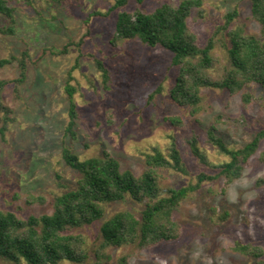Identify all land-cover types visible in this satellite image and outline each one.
Here are the masks:
<instances>
[{
    "label": "rangeland",
    "instance_id": "374dc122",
    "mask_svg": "<svg viewBox=\"0 0 264 264\" xmlns=\"http://www.w3.org/2000/svg\"><path fill=\"white\" fill-rule=\"evenodd\" d=\"M6 1L14 10L15 32L0 34V58H19L27 51L29 59L24 83L17 90L11 84L2 94L3 104L13 111L14 123L4 139L0 136V211L13 212L20 219L50 215L55 197L74 189L78 179L61 157L63 148L80 160L99 157L107 150L122 170L139 176L146 168L145 155L153 148L166 154L175 140L187 175L160 170L161 194L166 196L169 188L195 183L199 173H217L191 156L185 143L188 139L195 136L199 148L216 166L229 158L208 142L210 129L214 128L216 136L234 150L243 148L256 132L264 130V91L252 85L234 95L203 89L201 111L196 116L178 107L170 98L179 72L178 67L171 66V53L151 49L137 40L110 43L118 10L108 11L116 0ZM181 1L145 0L139 4L130 0L125 9L149 13L163 3L176 7ZM234 10L238 17L232 27H241L264 42V32L251 19L249 0H203L202 7L188 18L200 46L224 24L225 14ZM10 25V20L0 15V29ZM216 34L211 52L214 67L209 71L214 79L230 69L228 39L223 31ZM82 38L80 49L69 45ZM95 58L109 70L107 87L95 67ZM77 59L79 65L72 73L71 84L76 88L79 119L75 137L71 138L65 134L69 104L64 85ZM18 78L16 63L0 68V79ZM245 93L252 96L249 104L242 100ZM168 118H179L180 123L173 125ZM261 179L264 140L240 178L231 183L224 177L204 182L182 203L174 213L181 230L177 241L147 249H111L108 253L113 257L128 255L129 264H264V256L259 262L232 249L239 241L264 250V185H257ZM38 198L43 202H36ZM143 208V203L126 197L106 205L103 220L119 211L139 217ZM225 212L228 218L221 220ZM101 223L78 231L86 240L88 263L93 262V250L100 242ZM0 264L14 263L0 259Z\"/></svg>",
    "mask_w": 264,
    "mask_h": 264
},
{
    "label": "trees",
    "instance_id": "16d2710c",
    "mask_svg": "<svg viewBox=\"0 0 264 264\" xmlns=\"http://www.w3.org/2000/svg\"><path fill=\"white\" fill-rule=\"evenodd\" d=\"M130 0H116L108 13L118 10L111 44L124 40H137L151 49L160 48L172 54L171 66L179 72L174 86L170 90L171 100L180 108L189 109L192 116L201 111V91L203 89L225 90L234 95L248 86L264 91V42L253 35L246 34L241 27H232L238 17L236 10L224 16V24L216 33L223 31L228 39L227 58L230 69L214 79L209 71L214 67L211 52L215 47L216 33L204 46H200L196 34L188 25V18L195 9H200L203 0H182L176 7L163 3L152 12L140 9L128 11ZM142 4L145 0H136ZM251 19L264 32V0H249ZM0 15L10 20L8 28H1L0 34L13 35L14 10L6 0H0ZM96 16L100 14L95 13ZM107 15V14H106ZM82 38L78 43L69 45L81 48ZM66 46L63 52L67 51ZM29 53L24 51L19 58L10 56L0 58V68L14 63L19 68V78L14 81L0 79V136L4 139L9 127L14 123L13 111L3 104L2 94L9 85L14 89L24 83L27 72ZM96 69L101 73L104 86L110 81V73L102 61L95 58ZM76 65L67 73L64 92L68 99V124L66 136L75 137L74 127L79 119V111L74 101L76 88L71 84L72 73ZM244 103L249 104L252 96L242 95ZM173 125L179 124V118H168ZM208 142L229 160L219 165L209 162L199 148L195 136L185 143L193 158L199 164L216 170L215 176L199 173L195 183L185 187L169 188L162 196L160 170H172L187 175L186 167L175 140L170 143L166 154L152 149L145 155L146 168L141 175L135 176L129 170H122L119 161L107 150L99 157L80 160L69 149L63 148L61 157L69 168L78 174L76 187L55 197L53 212L50 215L29 216L20 219L13 212L0 211V259L14 264L22 261L26 264H129L128 255L113 257L111 249L136 246L147 249L162 243L177 241L181 230L174 220V213L182 203L197 193L202 184L224 177L231 183L241 177L249 160L255 155L264 140V130L255 133L253 139L243 148H229L216 136L214 128L207 133ZM264 185V179L257 182ZM126 197L144 208L139 217L130 211H119L109 219L103 220L105 206L123 201ZM42 203V199H36ZM228 213H223L221 220H226ZM99 227L100 242L93 250L94 260L88 263L89 251L85 237L78 232L101 222ZM245 257L262 261L264 250L252 243L235 241L232 247Z\"/></svg>",
    "mask_w": 264,
    "mask_h": 264
}]
</instances>
